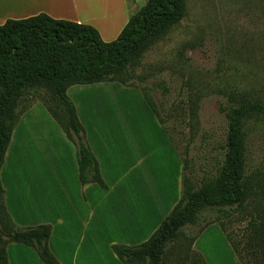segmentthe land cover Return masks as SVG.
<instances>
[{"label":"rangeland","instance_id":"rangeland-1","mask_svg":"<svg viewBox=\"0 0 264 264\" xmlns=\"http://www.w3.org/2000/svg\"><path fill=\"white\" fill-rule=\"evenodd\" d=\"M91 1L92 12L104 13L100 24L107 31L111 21L106 14L115 16L116 0ZM145 2L127 0L125 3L132 14ZM133 72L138 78L134 84L149 96L162 124L138 88L104 83L82 85L78 87L80 89L69 91L86 128L97 127L104 132L105 129L116 132L128 128V139L134 140V143L127 142L124 149L133 152L135 148L137 156L134 154V160L129 153L128 159L113 163L108 170L109 180L113 181V186L118 175L128 171L129 178L138 179L140 185L127 186L125 182L124 190L119 191V184L107 197L104 203L107 213L100 210L98 213L102 220L98 221L96 247H93V234L90 238L89 231L86 232L88 226L77 230L76 225L81 224L78 215L71 232L72 241L65 244L57 236L55 249L66 264H123L111 248L117 244L114 241L123 237L116 225L120 212L118 208L123 203L122 191L129 188L137 192L144 188L146 193L162 194V202L159 203L163 206L158 207L159 212L155 215L157 210L152 212L142 230L147 233L152 225L169 214L167 210L173 208L172 204L179 201L184 160L188 165L184 173L191 176L194 184L216 173L223 159L227 129L221 106L228 94L236 91L248 99L264 102V0H186L185 17L144 53ZM32 101L30 98L20 101L16 115L29 107ZM45 113L41 102L32 106L15 137L18 142L25 133L28 134L27 140L32 139L29 134L34 130L39 138L45 136V133L42 135L45 132ZM246 133V169L248 172H264V116L250 120ZM118 136L126 137L120 132L113 134L110 140L113 137H116L115 140L122 138ZM16 163L19 192L24 197L22 209L24 214H30L22 220L26 222L24 226L15 223L19 227H28L29 223L45 219V151L42 149L40 152L30 142L23 148ZM141 181L145 185H141ZM8 188L7 181L4 189ZM150 203L153 204L147 202L148 205ZM216 216L215 211H206L200 224L194 229L186 228L185 232L195 233ZM247 219L246 212L234 210L230 217L221 220L225 233L240 245L246 242L244 228ZM15 246L26 248L22 244L10 243L7 251L11 261L17 262L22 258L24 262H29L26 251ZM193 249L203 255L207 264H241L217 223L209 224L199 234ZM73 252L77 258L72 263ZM179 257L184 258L183 262ZM245 257L254 263L249 255ZM261 258V255L257 256V259ZM164 262H189L183 238L168 248Z\"/></svg>","mask_w":264,"mask_h":264},{"label":"trees","instance_id":"trees-1","mask_svg":"<svg viewBox=\"0 0 264 264\" xmlns=\"http://www.w3.org/2000/svg\"><path fill=\"white\" fill-rule=\"evenodd\" d=\"M185 15L186 0H146L130 14L117 38L109 42L92 25L54 19L45 13L7 19L0 25V168L12 130L22 113L17 116L15 110L20 101L30 98L43 103L74 144L80 183L107 189L67 89L101 82L138 88L162 124L149 96L134 84L138 78L133 68ZM221 112L227 129L223 159L216 173L194 184L191 176L184 173L188 168L184 160L181 197L158 228L138 245H112L113 253L123 264H165L168 248L180 238L186 241L187 264H207L193 244L213 223L223 231L241 264H264V172L246 169V126L250 120L264 116V102L232 91ZM208 210L215 211L216 218L195 233H186V228L194 229L200 224ZM234 210L244 211L248 216L243 245L225 233L221 221ZM50 233L49 224L19 227L14 223L5 206L0 181V264H9V243L31 247L43 264H60L48 247ZM245 255L253 258L254 263ZM258 255L262 256L260 260ZM179 260L183 262L184 258Z\"/></svg>","mask_w":264,"mask_h":264},{"label":"crops","instance_id":"crops-1","mask_svg":"<svg viewBox=\"0 0 264 264\" xmlns=\"http://www.w3.org/2000/svg\"><path fill=\"white\" fill-rule=\"evenodd\" d=\"M125 2L127 3V0H116L114 5L115 16L111 13L106 14L111 21L109 22L108 32L103 30V27L101 28L100 24V21L105 16L104 13L92 12L90 9H93L94 7L92 8L82 5L81 0H0V25L4 24L7 19H23L39 13H45L54 19H64L92 25L98 30L101 38L104 41L109 42L117 37L128 21L130 12ZM112 31L114 32L112 33ZM112 34L113 36L109 37ZM104 83H110L108 85H122L117 82H101L85 85H101ZM81 86L82 85H72L67 89V95L73 105L74 101L70 97L69 91L76 88L80 89L78 87ZM36 102L41 101H32L31 105L22 111L11 133L4 161L0 168V181L2 186L4 184V187H6L7 181L10 185V189L8 188L7 190L3 187L4 203L14 223L16 222L17 225L21 224L20 226H24L26 222L22 220H24V217H27L30 213L27 212L24 214L25 211L22 209V205H24V197L21 194V191L19 192L21 188L19 187V178H17L16 173V162L17 158L21 155L23 148L32 142L37 150L41 152L43 149V151H45V219L37 220L35 223H29L26 226L49 224L51 226V233L48 240V247L60 264H66L55 249L57 236L62 239V242L68 244L69 240H71L73 225H76L75 218L78 215L79 218H81V224H79V226L76 225L78 228L77 230L88 226L86 232L89 231L90 238H92L93 234V247L97 246L95 237L100 225L98 221L101 222L102 220V218L98 216V213L99 210L100 212L107 213L106 206L104 205L108 199L107 197L112 194L119 184H121L119 191L124 190L123 186L125 182L127 183V186H132L135 183L140 185L138 179L129 178L128 171H125L122 173V176H117L118 179H115L116 182L114 180L115 184L112 186L113 181L109 180L110 177L108 175V170H111L113 163L117 161L122 162L124 159H128L129 153L133 155L134 160V154L136 156L137 154L135 148L133 152L124 149V147L127 146V142L129 144L134 143V140L130 141V139H128V128L125 127L122 128V131L119 129L116 132L108 129H105L107 132H104L97 127L89 129L88 126L86 128L87 125H83L80 119L77 105L76 107L74 105L77 117L85 130V139L98 162L99 170L107 185V189H101L97 184L93 183L85 185L81 184L78 178L76 148L66 137L63 130L46 108L45 132H42V135L45 133L44 137L39 138L38 132L34 130L29 134V137L32 135V139L30 140L26 139V135L28 136L27 133L22 136L23 138L20 142L15 138L22 121L27 117L32 106L35 105ZM120 132H122L124 136L126 135V137L118 136V138H122L115 140L116 137H113L114 139L110 140L113 134L118 135ZM116 146L118 149H116ZM152 156L153 155L151 154L150 157ZM141 185H145L144 182L141 181ZM141 189L142 190L139 189L136 192L134 189L127 188L126 191L121 192L123 203L118 208L120 212L118 214L119 218L118 221H116V225L119 227V231L122 233L123 237L118 241H114L117 244L135 246L146 241L162 221L161 220L155 225H152L147 233L142 232L145 223L152 212H155L159 206L163 205L159 203L162 202L160 196L162 195L161 193H146L144 188ZM147 202H153V204L150 203V205H148ZM173 204L172 206L174 207L176 204ZM171 210L172 209L170 208L167 211L170 213ZM144 212H146V216ZM158 212L159 210H157L154 215ZM90 243H92V241H90ZM15 247L21 250L24 249L27 254L26 257L29 258L30 261L26 263L24 262V259L21 258L17 263L15 260L11 261L10 256L8 255L9 264H43L31 247ZM76 258V253H71L72 263Z\"/></svg>","mask_w":264,"mask_h":264},{"label":"bare ground","instance_id":"bare-ground-1","mask_svg":"<svg viewBox=\"0 0 264 264\" xmlns=\"http://www.w3.org/2000/svg\"><path fill=\"white\" fill-rule=\"evenodd\" d=\"M82 1V5L86 6V7H92V1L91 0H81Z\"/></svg>","mask_w":264,"mask_h":264}]
</instances>
